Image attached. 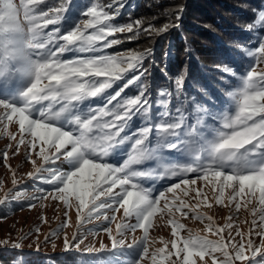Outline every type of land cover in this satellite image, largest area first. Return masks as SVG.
Segmentation results:
<instances>
[{
    "label": "snow or ice",
    "instance_id": "obj_1",
    "mask_svg": "<svg viewBox=\"0 0 264 264\" xmlns=\"http://www.w3.org/2000/svg\"><path fill=\"white\" fill-rule=\"evenodd\" d=\"M45 2L0 0V123L18 125L20 136L15 148L18 152L19 145H24L26 161L33 154L40 158L39 165L31 160L34 167L27 176L51 185L53 191L49 195L53 200L63 201L65 207L70 200L77 202L78 223L91 219L94 213L99 219L100 210L113 212L111 216L105 212L103 220L115 222L116 235L109 227L103 230L112 241L111 251L122 258L110 260L109 264H144L145 261L198 264L197 258L200 264H208L206 257L211 258V264H236L264 256V69L250 66L245 74L238 76L231 66H223L221 71L236 77L240 83L225 93L230 101L228 106L213 111L196 96L184 93L187 70L170 77L167 64L162 67L157 64L152 47L117 54L104 52L125 43V40L109 39L117 33L127 34L126 40L131 42L142 35L160 38L179 28L183 6L176 10L174 20L168 19L158 27L153 23L145 27L140 19L123 25L113 23L124 0H111L106 5L91 3L85 6L78 22L72 18L76 7L72 0H60L58 6L42 10L40 6ZM259 23L264 26V10L259 12ZM49 25L54 27L45 31ZM65 54H72V58H63ZM246 54L258 64L264 62V36L259 38L258 47L247 50ZM164 55L167 60L168 53ZM153 66L159 67L174 86V90L165 87L157 94L155 106L162 111L157 113L156 123L152 122L154 105L146 82ZM114 85L118 90L113 94L108 90ZM130 86H135L138 94L122 96ZM199 91L212 101L207 91L203 88ZM173 96L178 99L176 115L169 111ZM94 98L104 102L93 107L90 102ZM188 104L193 106L191 124L184 111ZM134 116L139 117L142 126L125 134ZM7 135L14 138L10 132ZM125 144H130L127 158L122 163L108 162L107 158ZM165 150H175L194 159L162 171L138 167L163 159ZM0 155L6 160L8 152ZM60 166L66 167L61 170ZM189 174L196 179H189ZM170 178L178 179L179 183H171L157 194L144 184L149 179ZM198 179L212 183L217 204L221 203L226 188L231 189L230 201L244 195L251 203L255 197L254 218L247 233L236 227L232 235L233 226L227 224L225 227L230 230L227 238L222 227L214 229L219 239L199 234L182 237L178 229L183 225L169 219L173 238L170 241L161 238L163 246L150 249L148 232L153 216L167 211L171 217L172 209L180 212L191 207L183 200L174 203L179 199L174 190L183 188L185 196L195 192L196 207L207 204L206 198L197 199L202 196L200 189L189 188ZM16 184L14 176L13 185ZM168 194H172V200ZM44 195L41 188L34 198ZM20 196L18 193L15 199ZM240 207L237 203L236 208ZM121 209L123 214L117 220L115 213ZM195 217L205 218L203 213H195ZM137 229L144 234L133 236L131 242L123 238ZM209 229L212 230L211 225ZM254 229L258 245L251 239ZM76 238L74 233L73 242ZM8 243L0 241V245ZM12 247L20 249L21 245L15 242ZM69 247L70 242L65 239V250ZM105 250L106 246L101 244L98 249L87 251Z\"/></svg>",
    "mask_w": 264,
    "mask_h": 264
},
{
    "label": "rangeland",
    "instance_id": "obj_2",
    "mask_svg": "<svg viewBox=\"0 0 264 264\" xmlns=\"http://www.w3.org/2000/svg\"><path fill=\"white\" fill-rule=\"evenodd\" d=\"M16 2L18 3L19 0H16ZM50 2L58 5L60 0H51ZM110 2L111 0H72L73 5L76 6L75 10H77L79 20L81 19V13L85 10V6H89L91 3L106 5ZM165 2V0H124V6L120 9L119 15L115 18L113 23L123 25L130 21L140 19L144 21V26L147 27L149 23L146 22V18H150L149 12L150 14H156V17H153V24L157 27L161 26L168 19L174 20L177 10L173 9L172 11H166V8L161 6ZM141 4L142 6H140ZM195 4H199L200 8ZM147 7H150L154 12L151 10L148 11ZM255 7L256 10L250 13L249 17L242 19L241 13L244 7L240 0H210L209 2L205 1L204 4L198 0H194V5L188 6L186 4V6H183V14L179 21V28L172 29L168 34L160 38H148L142 35L138 40H133L131 42L126 40L127 34L117 33L114 37H109V39H121L125 40V43L105 49L104 52L107 54H117L129 50H142L147 47H152L154 49L155 60L158 62L157 64L164 66L166 63L168 66L172 60H175L180 66L182 65V68H186L188 72L191 70L193 64L199 65L208 63L212 65L217 56L216 50L219 47V43L231 46L238 44L236 52H238L237 54H239V52L242 53L240 61L241 63H245L240 73L237 74L238 76L245 74L250 66H254L258 70L264 69V62L258 64L255 58L248 57L246 54L247 50H254L255 47H258L259 38L264 36V26L259 23V12L264 10V5H255ZM140 8L143 10H140ZM235 19V27L247 31L246 37L240 36L239 31L231 26V22ZM247 22H249L247 26L243 27V24ZM249 24H252L253 27L249 28ZM195 26H200L205 30L199 32L196 30L197 28H194ZM53 27L54 26L50 25V28ZM252 29H255V31L252 32ZM240 40H244L248 45L240 46L238 43ZM192 46L197 49L191 51L189 47L191 48ZM230 50L233 52L232 49ZM165 52L168 53L167 60H165ZM63 58H72V54H65ZM185 58H187L188 61H185ZM147 66L148 61H145V67ZM152 69L153 68L150 69V74ZM192 72L197 75L200 74V70L196 67ZM128 78L131 77L129 76ZM150 80L152 81V78H146L148 84H150ZM239 83L236 77L233 78L229 91L237 87ZM114 90H118L116 85H114L113 89L108 91L114 94ZM136 93L138 94L136 87L130 86L122 93V96H134ZM156 98L157 96L154 97V106L151 112L161 109L155 106ZM103 102V99L94 98L90 103L94 107L96 104H102ZM229 103L230 101L228 99V104ZM5 124H7V129H5ZM136 129L137 128H128L125 134H130ZM9 132L13 134L14 138L7 135ZM19 136L20 133L17 124L7 121L0 123V153L4 151L8 152L6 160L0 155V205H3V203L7 201L11 204V209L7 214L0 216V241L7 240L9 242L8 244L0 245V252L1 250L8 249L6 254H12L9 248L12 247V244L15 242L20 243V248L24 249H34L40 252H42V250L48 252L58 251L65 249V239L70 242L69 249H98L101 244H104L106 248H111L112 241L103 229L105 227L111 228L112 234L115 236L116 224L115 222L104 221L103 215L107 212V214L111 216L113 212L100 210L99 219L96 218V214L94 213L91 219H84L78 223L77 202L70 200V204L65 207L63 201L53 200L52 196L49 195V193L53 191L51 185L45 184L39 179L33 180L27 176V173L33 171L34 166L31 160H35L36 165H39L41 161L40 158L34 154L30 160L26 161L25 147L23 144H20L19 151H16L15 145L19 140ZM179 154L182 158L178 162H162L160 160L149 161V167H147L145 163L138 167L142 170L151 168L162 171L165 167L174 164L191 163L194 159L193 157L182 155L181 153ZM107 159L108 162L113 163L109 160L110 157ZM57 166H59V162H57ZM60 167L61 170H64L66 166ZM14 176L17 181V186L13 185ZM188 178L196 179V177L191 174H189ZM171 183H179V180L170 178L149 179L144 181L145 186L154 189V194L169 187ZM192 187L202 191V196L197 199L203 200L206 198L207 204L202 203L199 207H196V199H194L196 196L195 192H191L188 196H185L183 188L174 190L175 196L179 198L175 200L174 203L178 204L180 200H183L186 205H190L191 207H185L180 212L172 209L173 215L171 217L167 215V211L164 213L157 212L153 216L151 227L148 232V244L150 249L162 247L161 238L169 241L173 238V225L169 224V219H173L176 223L183 225L182 228L178 229V234L182 237L199 234L201 236H206L208 239H219V236L214 234V229L216 227H222L224 229L223 234L227 238L230 231L225 227L227 224H232L233 226L232 235H235L234 229L236 227H239L242 232L247 233L250 222L254 218L252 215V208L256 206L255 197L252 198L251 203H248V197L244 195L230 201L229 197L232 194L231 189L226 188L220 197L221 203L217 204V193L213 190L212 183L208 180L198 179L196 185L189 186V188ZM41 188L45 190V195L43 197L34 198L38 196L39 189ZM18 193H20L21 196L19 199H15ZM168 195L169 199L172 200V194ZM101 199H103V197H101ZM237 203L241 205L239 209L236 208ZM65 212H67V216L64 215ZM184 213H187V215ZM195 213H203L205 218L197 219ZM122 214V209L115 213L117 220L120 219ZM207 217H211L212 219L209 220ZM257 222H259L258 219ZM209 225L212 226V230L209 229ZM255 231L256 229L253 230L251 239L258 245L259 238L255 235ZM74 233H76L77 238L73 242ZM143 234L142 230L137 229L135 233H126L123 238L131 242L133 236L139 237ZM46 237L50 238L46 240ZM206 260L208 264H211L210 257H206ZM197 261L198 264H200L198 258ZM242 263L243 262L240 261L236 262V264ZM144 264H148V261H145ZM248 264L264 263L251 262Z\"/></svg>",
    "mask_w": 264,
    "mask_h": 264
},
{
    "label": "trees",
    "instance_id": "obj_3",
    "mask_svg": "<svg viewBox=\"0 0 264 264\" xmlns=\"http://www.w3.org/2000/svg\"><path fill=\"white\" fill-rule=\"evenodd\" d=\"M51 0H46L44 4H42L40 7L42 10H47L49 8L58 6L55 5L53 2H50ZM166 2L161 5L163 8H166V11H172L173 9H178L181 6H191L192 4L194 5V0H165ZM201 3H205V1H210V0H198ZM203 1V2H202ZM230 1V0H228ZM50 2V3H49ZM241 4L243 5L244 9L242 10V19L247 18L250 16V13H253L256 10L255 5H264V0H240ZM256 2V3H254ZM147 4V3H146ZM196 6H199V4H195ZM142 6V4L140 5ZM140 10H143L140 8ZM148 11H153L150 7H147ZM149 14L150 18H146L147 23H153L154 18L156 17V14ZM213 15V11H212ZM72 18L74 22H78V13L77 10L74 9L72 13ZM235 22L236 19L231 22V26L235 27ZM249 22L243 24V27L247 26ZM66 27V25L64 26ZM194 28H197L196 30L201 32L202 30H205L204 28L200 26H195ZM239 33L240 36L246 37L247 31L244 29H239L235 27ZM52 28H50V25L48 29L45 31H50ZM64 28L62 27V31ZM255 31V29H252V32ZM198 32V33H199ZM252 35V33H251ZM240 46H247L248 44L244 42V40H240L239 42ZM237 45L231 46V45H226L224 43H219L218 44V49L217 51V56L214 60V62L211 64L208 63H202L199 65H194L191 66V70L187 72V78L185 80L184 84V93L187 96H196L198 100H200L203 105L213 111H222L228 106V97L226 96V92L229 91V87L231 86V80L235 77L231 76L230 74L224 73L221 71V68L225 65L231 66L237 74L240 73L242 68L245 66V63H241L240 57H241V52L237 54ZM192 48V49H191ZM189 47V49L194 51L195 48L194 46ZM200 49V48H199ZM233 52H231V50ZM127 50V48H126ZM187 57V56H185ZM189 58V57H187ZM187 58H185V61H188ZM193 59V58H191ZM158 63V62H157ZM160 67H162L161 64H158ZM198 68L200 70V74L197 75L193 71L194 68ZM152 72L149 78H152V81L150 80L149 84V93H150V98L153 102L154 97L157 96L158 92L162 88H168L169 90H174V86L171 82L165 79V76L161 73L159 67H152ZM186 68H182V65L180 66L175 60H172L169 65L167 66V71L168 75L170 77H175L176 74L180 71ZM203 88L205 91L208 92L209 96L212 97V101H215L213 103L212 101L208 100L207 97H204L199 89ZM133 91V90H131ZM137 94V93H136ZM180 99H183V96L180 97ZM178 106V99L173 96L171 98L170 104H169V111L172 114H175V108ZM192 105L188 104L184 106V111L187 114V119L188 123L191 124L194 122V116L191 114L192 110ZM161 111H153L151 112V115L153 117L152 122L156 123L158 122V117L157 113ZM211 122V121H209ZM141 121L139 117H133L131 121V125L129 128H139L141 127ZM154 136V134H153ZM130 148V144H125L118 148L116 152H114L113 156H110V161L113 163H122L123 159L127 158V152ZM182 157L180 154L175 151V150H165L164 157L160 161L162 162H178ZM147 167H149L150 163L145 162ZM17 186V185H15ZM10 202L7 201L3 203V205H0V216L1 215H6L7 212L11 209ZM4 207V208H3ZM10 251H12V254H6V251L8 250H1L0 252V264H109L110 260H116V259H121L120 255L118 253H114L111 251V248H106L105 251L102 252H89L87 250L83 249H63V250H58V251H44L42 252L34 250V249H15L13 247L9 248ZM14 251V252H13ZM264 263V256L258 255L249 261L243 262L242 264H248V263Z\"/></svg>",
    "mask_w": 264,
    "mask_h": 264
}]
</instances>
